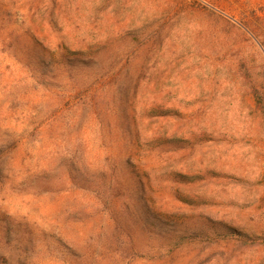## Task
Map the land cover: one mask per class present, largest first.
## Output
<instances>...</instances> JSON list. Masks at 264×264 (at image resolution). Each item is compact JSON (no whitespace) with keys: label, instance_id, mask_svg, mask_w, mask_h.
<instances>
[{"label":"rangeland","instance_id":"rangeland-1","mask_svg":"<svg viewBox=\"0 0 264 264\" xmlns=\"http://www.w3.org/2000/svg\"><path fill=\"white\" fill-rule=\"evenodd\" d=\"M263 148L264 0H0V264H264Z\"/></svg>","mask_w":264,"mask_h":264},{"label":"trees","instance_id":"trees-1","mask_svg":"<svg viewBox=\"0 0 264 264\" xmlns=\"http://www.w3.org/2000/svg\"><path fill=\"white\" fill-rule=\"evenodd\" d=\"M76 55V54H73ZM73 61L76 60H66V65H67V69H75L76 66L72 65ZM177 114L175 112H173V110L171 108L168 107H161V108H156V109H152L149 114H148V118L151 119H156V120H161L162 122H164V128H163V146H165L168 150L173 149V147L175 145H177V141L176 140V132L175 130H173L172 128H169V126L173 125V122L175 120H177ZM171 122V123H170ZM183 177H185L186 179V184L189 183L190 177L188 176H181L179 174H174L171 179L177 183L178 179H182ZM180 181V180H179ZM139 183V182H138Z\"/></svg>","mask_w":264,"mask_h":264},{"label":"built area","instance_id":"built-area-1","mask_svg":"<svg viewBox=\"0 0 264 264\" xmlns=\"http://www.w3.org/2000/svg\"><path fill=\"white\" fill-rule=\"evenodd\" d=\"M261 167H262V169L264 171V148H263V154L261 156Z\"/></svg>","mask_w":264,"mask_h":264}]
</instances>
